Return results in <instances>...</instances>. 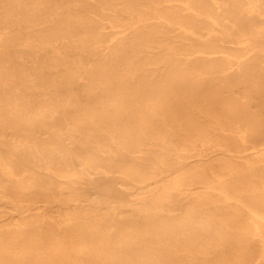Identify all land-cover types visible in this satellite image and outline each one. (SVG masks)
<instances>
[{
	"label": "bare ground",
	"instance_id": "1",
	"mask_svg": "<svg viewBox=\"0 0 264 264\" xmlns=\"http://www.w3.org/2000/svg\"><path fill=\"white\" fill-rule=\"evenodd\" d=\"M1 207L0 264H264V0H0Z\"/></svg>",
	"mask_w": 264,
	"mask_h": 264
},
{
	"label": "rangeland",
	"instance_id": "2",
	"mask_svg": "<svg viewBox=\"0 0 264 264\" xmlns=\"http://www.w3.org/2000/svg\"><path fill=\"white\" fill-rule=\"evenodd\" d=\"M4 150L6 151L7 149H4ZM5 153H6V152H5ZM119 182H123V183H125L126 181L121 180V179H115V178H107V179L103 182V186H104V188H105L107 191H111V187H112V185L115 184L116 186H118ZM118 189H119V192H118V193L122 196V198L128 199V198L130 197V195H129L130 192H128V191H126V190H124V189H121L120 187H119ZM7 210H8V209H7L6 207H1V208H0V214L4 216V215H5L4 213H6Z\"/></svg>",
	"mask_w": 264,
	"mask_h": 264
}]
</instances>
